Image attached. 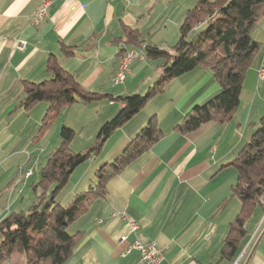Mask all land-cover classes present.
Listing matches in <instances>:
<instances>
[{
  "label": "crops",
  "instance_id": "obj_1",
  "mask_svg": "<svg viewBox=\"0 0 264 264\" xmlns=\"http://www.w3.org/2000/svg\"><path fill=\"white\" fill-rule=\"evenodd\" d=\"M41 1L0 0V220L27 209L31 184L57 145L63 124L75 131L73 140H87L89 135L85 143L91 144L100 126L124 105L113 98L144 94L162 76L163 59L141 56L131 61L123 83H112L120 49L140 46L125 43V28L138 31L141 46L169 49L197 0H56L44 20L33 25L30 18ZM251 38L260 47L230 121L208 122L188 134L174 129L191 107L219 91L211 72L196 68L169 81L162 93L105 139L98 156L77 165L71 175L83 171L73 180L71 200L91 191L95 171L112 162L151 116L157 117L161 137L113 176L104 195L95 197L88 211L69 226V234L81 232L82 238L62 264H135L137 251L124 254L135 240L157 244L162 256L158 264H264L263 208L257 207L247 220V235L235 256L220 260L219 253L241 205L231 195L236 170L226 164L249 142L256 127L252 124L264 114V75L258 76L264 68V17ZM19 41H25L23 48L17 47ZM61 46L72 54L64 55ZM50 54L81 87L112 99L74 103L41 133L47 103L25 108L22 83L48 78ZM30 166L32 173L24 178ZM63 190L57 198L60 204ZM129 219L136 229H131ZM0 264L26 262L22 254H13Z\"/></svg>",
  "mask_w": 264,
  "mask_h": 264
},
{
  "label": "trees",
  "instance_id": "obj_2",
  "mask_svg": "<svg viewBox=\"0 0 264 264\" xmlns=\"http://www.w3.org/2000/svg\"><path fill=\"white\" fill-rule=\"evenodd\" d=\"M264 17V0H197L187 10L179 28L178 39L169 49L143 46L146 58L163 59L161 79L149 86L145 94H130L113 99L124 104L117 113L99 128L95 140L79 152L70 145L75 131L60 127L58 143L46 157L31 184V196L26 210L12 212L0 220V261L13 254H22L26 264H62L82 238V233H68L69 226L85 214L95 197L104 195L107 182L132 161L147 151L162 135L156 116L123 151L110 163H104L94 173L97 183L88 192L79 193L63 206L57 198L66 186L77 165L98 156L102 143L117 128L140 111L146 103L163 92L165 85L179 75L196 68L211 72L219 91L202 104H196L174 127L181 134L199 129L203 124L230 121L239 105L243 80L260 44L251 32ZM125 43L142 45L136 29L125 28ZM143 43V42H142ZM139 46V47H140ZM131 49L122 47L119 53ZM64 55L72 52L61 46ZM48 78L40 83H22L25 108L38 102L47 103L42 116L41 133L61 115L63 109L77 103L112 99L108 94L88 91L74 75L66 71L56 56L48 55ZM249 142L227 163L236 170L231 195L240 201V209L229 223L220 249V260H230L246 237L245 224L264 194V114L260 117Z\"/></svg>",
  "mask_w": 264,
  "mask_h": 264
},
{
  "label": "built area",
  "instance_id": "obj_3",
  "mask_svg": "<svg viewBox=\"0 0 264 264\" xmlns=\"http://www.w3.org/2000/svg\"><path fill=\"white\" fill-rule=\"evenodd\" d=\"M55 1L56 0H42L40 5L37 7V9L30 18L31 24L33 25L40 24L46 17L49 7ZM24 45H25V41H19L17 47L23 48ZM141 56H143V46H140L139 49L125 50V52L121 56V60L119 63V71H117L115 76L112 78V83L113 84L123 83L125 76L129 71V65L131 61L136 57H141ZM263 75H264V68H260L258 70L259 78H262ZM19 171L21 173V168L19 169ZM30 173L31 172H28V176L30 175ZM122 215L123 218H126L125 214ZM128 221L131 225V229L137 228V224L135 223V221H133L132 219H129ZM121 240L122 238H120V241ZM133 250L137 251L139 254L138 260L135 264H158L162 259L161 252L158 249L157 244L155 242H149L147 244H143L138 240H135L126 247V249L124 250V254H127Z\"/></svg>",
  "mask_w": 264,
  "mask_h": 264
},
{
  "label": "rangeland",
  "instance_id": "obj_4",
  "mask_svg": "<svg viewBox=\"0 0 264 264\" xmlns=\"http://www.w3.org/2000/svg\"><path fill=\"white\" fill-rule=\"evenodd\" d=\"M161 78H159L158 80H160ZM157 80V81H158ZM154 84V83H153ZM152 84V85H153ZM243 86V85H242ZM146 93V92H145ZM144 93V94H145ZM157 95H159V94H157ZM156 95V96H157ZM249 95H251V94H249ZM152 99V98H151ZM156 102H158L157 100H156ZM147 104V103H146ZM153 104V103H152ZM88 129V128H87ZM87 133H88V131L86 132V136H87ZM89 140V135L87 136V140H85V139H83L82 137H80V139L76 142L75 140H73V142H72V144L70 145V148H71V150H73L74 152H79L80 150H83V149H86V147L87 146H89L90 145V143L89 144H86L85 142L86 141H88ZM91 140V139H90ZM82 143H84V144H82ZM83 164V163H82ZM82 164H80V165H82ZM84 165H86V164H84ZM84 165H82V166H84ZM21 167H19V169H20ZM22 169V168H21ZM82 169V168H81ZM81 169H78V171H76V173H74V174H72L73 175V177H72V175L70 176V178H69V180H68V182H67V184H66V186H65V188H64V192H65V197L63 198L62 197V199H61V201H62V205H67L68 204V201H70L71 200V195L73 194L72 193V189H71V187L73 186L72 184H73V180L76 178V177H78L81 173H82V171H83V169L81 170ZM81 170V172L78 174V172ZM28 171H30L31 173H32V170H31V166H30V169L28 170ZM31 173H30V175H31ZM29 175V176H30ZM23 176H25V174L23 175ZM29 176H25L24 178H26V177H29ZM96 184L97 183V179H96V176L95 175H93L92 177H91V184ZM262 207H263V213H264V204L262 205ZM253 237V236H252Z\"/></svg>",
  "mask_w": 264,
  "mask_h": 264
},
{
  "label": "bare ground",
  "instance_id": "obj_5",
  "mask_svg": "<svg viewBox=\"0 0 264 264\" xmlns=\"http://www.w3.org/2000/svg\"><path fill=\"white\" fill-rule=\"evenodd\" d=\"M118 71H119V69H118ZM28 172H30V171H28ZM28 172H25L26 176H28ZM263 198H264V194L261 195L260 200H259L262 203V205L264 204Z\"/></svg>",
  "mask_w": 264,
  "mask_h": 264
}]
</instances>
